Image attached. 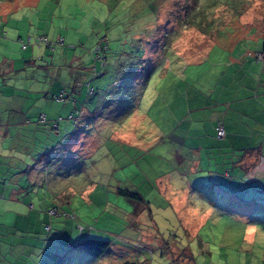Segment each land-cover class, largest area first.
<instances>
[{
	"label": "rangeland",
	"instance_id": "374dc122",
	"mask_svg": "<svg viewBox=\"0 0 264 264\" xmlns=\"http://www.w3.org/2000/svg\"><path fill=\"white\" fill-rule=\"evenodd\" d=\"M1 30V41L14 46L5 53L13 70L0 76V115L15 87L54 96L64 88V99L48 101L83 106L79 129L94 143L88 157L51 175L52 192L42 175L46 201L38 210L51 220L42 231L33 222L0 237V264H264L261 177L244 176L238 190L231 168L224 174L198 162L177 127L181 110L169 109L189 88L180 72L194 86L200 79L199 89L218 59L260 49L264 0H0ZM39 36L50 45L34 43ZM48 126L41 125L44 137L55 135ZM119 129L132 132L138 151L114 140ZM50 206L58 213L50 215ZM80 234L108 240L109 248L100 256L79 250L72 242Z\"/></svg>",
	"mask_w": 264,
	"mask_h": 264
},
{
	"label": "crops",
	"instance_id": "0c3cea01",
	"mask_svg": "<svg viewBox=\"0 0 264 264\" xmlns=\"http://www.w3.org/2000/svg\"><path fill=\"white\" fill-rule=\"evenodd\" d=\"M3 33L1 30L0 36ZM209 45L207 49L210 48ZM212 45H216L215 42ZM0 46L4 47L0 52L1 76L6 71L10 73L13 70V60L6 57L5 53L11 54L10 49L14 45L3 43L0 39ZM23 49L27 50V47ZM232 52L233 54L230 52L213 63L210 67L211 76L202 79L199 89L197 83L200 79L196 78L194 86L188 83L184 72L179 71L181 84H187L189 88L181 90L184 99L182 105L175 101L169 109L172 113L181 110L177 127H181V134L188 140V144H193L192 151L197 155L196 160L200 163L209 162V168L216 167L224 174H228V168H231L235 176L230 177V180L234 181L239 190L240 185L243 184L244 187L246 183L244 176L261 177L264 186V56L257 58L260 49L238 54L234 49ZM33 61L34 58L26 59L27 63ZM170 66L169 61L165 66L166 70H170ZM50 91L51 89L45 92L37 86L33 89L15 87L5 97L4 110L8 113L0 115V227H4L0 229L2 239L26 225L31 229L33 222L34 228L42 231L43 223L48 222L46 218L51 220L47 212L38 210L41 209L38 206L46 201V197H43L45 185L42 175L45 174L48 191L52 192L51 175L59 174V168L63 171L65 167L74 165L76 160L88 157L90 145L94 143L93 138H88L79 129V125L86 122V113H82L84 107H81L79 123L74 125L71 133L69 124L73 125V122L68 119V115L79 107L71 103L63 106L59 101L49 102L48 98L54 96ZM72 91L76 92L70 90ZM30 93H34L35 102L28 101ZM40 113L45 114V121L39 120ZM59 122L66 126L65 133L58 130L61 125ZM133 122L136 123L134 118ZM218 122H222L224 127L222 137L216 131ZM46 123H49L48 128L56 129L55 135L44 137L46 131H41V125ZM119 132L114 140L132 144V152L138 151V145H134L132 141V132L123 129H119ZM140 151L135 158L140 155ZM204 155L207 161L203 160ZM58 179L55 178L53 183H58ZM162 186L160 184L161 191ZM79 237L84 238L81 234Z\"/></svg>",
	"mask_w": 264,
	"mask_h": 264
},
{
	"label": "trees",
	"instance_id": "16d2710c",
	"mask_svg": "<svg viewBox=\"0 0 264 264\" xmlns=\"http://www.w3.org/2000/svg\"><path fill=\"white\" fill-rule=\"evenodd\" d=\"M140 47H142L143 50L145 51L144 46H140ZM260 50H261V53H263V55H264V34H263V36H262V42H261V48H260ZM148 74H149V72H146V78H145V81H146V79L148 78ZM95 75H98V73L95 74ZM76 83H77V82H76ZM72 89L75 90L74 86H73ZM93 89H94V88H93ZM61 91H63V96H64V98H65V97H66V96H65V89L62 88V89H60V92H61ZM93 92H94V91H93ZM59 94H60V93H59ZM59 94H58V95H55L57 100H60V99L58 98ZM55 96H54V97H55ZM64 98H63V99H64ZM136 102H137V100H136ZM136 102H135V104H136ZM60 118H61V117H60ZM39 120H41V121H45V120H46L45 114L40 113V114H39ZM69 120H70V119H69ZM71 121H72V120H71ZM78 121H79V120H78ZM72 122H73L74 125H76L74 121H72ZM117 191L120 192L121 194L127 195V196H129V197H133V198H135V200H137V201H143L141 195H140L138 192H133V191H131V190L124 189V188H118ZM54 207H56V206H54ZM50 208H51V207H50ZM56 208H57V207H56ZM57 210H58V209H57ZM47 227H48V229H50V227H49L48 225H46V228H47ZM81 229H83V227H82L81 225H79V230H81ZM72 245L76 246L79 250H82V251H84V252L89 253L90 255H93V256H100V255H102L105 251H107V249L109 248V245H110V241L105 240V239L94 238V237H84V238H80V237H79V239H77V240H75V241L72 242ZM61 260H62V259H60V261H61ZM122 264H127V262H124V263H122Z\"/></svg>",
	"mask_w": 264,
	"mask_h": 264
},
{
	"label": "built area",
	"instance_id": "2783aa9c",
	"mask_svg": "<svg viewBox=\"0 0 264 264\" xmlns=\"http://www.w3.org/2000/svg\"><path fill=\"white\" fill-rule=\"evenodd\" d=\"M18 40H19L20 44L22 43V48H26L28 46V44L27 43H24V41L22 39H19L18 38ZM43 42L46 43V44H48V45H50V43L47 40V37L46 36L36 37L35 38V41H34V43H37V44H40V43H43ZM96 50H97V59H99L101 61V66H103L104 61L102 59V56L98 54V51H105L106 50V46L105 45H102V44H99L98 47L96 48ZM263 56L264 55L261 52H259L257 54V58L258 59L262 58ZM95 73L97 74V72H95ZM86 90H87L88 95L89 94H92L93 91H94L93 86H91V84L89 82H86ZM58 98L60 100H62L64 98L63 91L60 92ZM79 114H80V109L78 110V114L77 115H75L74 113H70L68 115V119L74 121L75 124H77V122L79 120ZM216 131H217V134H218L219 137H222L224 135V127H223L222 122H218L217 123V125H216ZM48 213L50 215L57 214L58 213V210H57L56 207H51V208L48 209Z\"/></svg>",
	"mask_w": 264,
	"mask_h": 264
}]
</instances>
